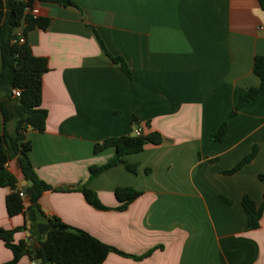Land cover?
<instances>
[{
	"label": "crops",
	"instance_id": "1",
	"mask_svg": "<svg viewBox=\"0 0 264 264\" xmlns=\"http://www.w3.org/2000/svg\"><path fill=\"white\" fill-rule=\"evenodd\" d=\"M74 1L79 8L42 3L49 25L26 36L49 65L42 88L46 129L26 131L29 156L41 179L68 189L42 194L41 222L59 219L131 255L150 252L142 259L112 252L103 264H264V212L260 226L247 229L243 204L245 195L257 205L264 200L258 177L264 171V92L228 119L222 141L212 137L241 93L260 85L253 71L255 57L264 55L258 0ZM97 35L125 59L131 76L106 55ZM138 127L142 134L161 133L163 142L124 157L137 172L121 163L88 182L90 166L115 153L109 147L96 154L94 145ZM7 128L14 132L16 122ZM255 144L257 155L227 173ZM9 176L22 190L29 184L16 158L0 169V177ZM86 182L109 209L87 202L77 189ZM119 186L142 192L124 210L117 209ZM11 191L0 186V228L26 222L24 214L8 215ZM23 200L28 204L27 196ZM14 239L32 241L28 230ZM12 258L0 238V264Z\"/></svg>",
	"mask_w": 264,
	"mask_h": 264
},
{
	"label": "trees",
	"instance_id": "2",
	"mask_svg": "<svg viewBox=\"0 0 264 264\" xmlns=\"http://www.w3.org/2000/svg\"><path fill=\"white\" fill-rule=\"evenodd\" d=\"M36 1L79 8L74 0H0V109L4 119V130L0 134V169H3L10 160L16 158L24 179L29 182L26 186L28 199V204H26L19 194L22 189L17 186L15 177H0V186H8L12 189L6 197L8 215L24 214L26 216L23 226L14 229L0 228V238L13 253V258L2 264H29L21 262L24 256H28L31 260H37L40 264H103L112 252L134 259H142L150 252L141 256L125 253L117 247L101 241L88 231L68 226L59 219H48L47 222L54 228H50L43 235L38 232L37 224L44 220V212L39 203L42 194L49 190L66 191L68 189L55 188L41 179L29 156L32 144L26 137V131L29 128L44 131L48 118V110L42 106L43 75L49 71L48 59L35 55L26 40L30 30L35 27L46 29L49 25L48 17H34L25 13L26 6ZM258 2L264 9V0H258ZM20 27L23 28L21 34L25 37L24 42H20L21 35L17 32ZM97 37L106 55L113 62L120 63L124 72L131 76L125 59L120 55L110 53L99 35ZM253 71L260 77V85L249 87L241 93L234 110L212 134L215 141L220 142L226 137L228 119L234 116L245 102L254 100L264 92V55L255 57ZM13 88L21 89L19 97L13 96ZM12 121L16 122V128L14 132H9L7 125ZM133 121L136 122L137 118L133 117ZM162 142L163 136L157 131L140 135L132 133L112 136L105 138L102 142H97L94 145V153L98 154L109 147L115 148V153L106 162L90 166L88 182L107 169L121 163L129 171L136 173L137 164L128 162L124 157L143 151L147 144L158 145ZM257 153L258 146L255 144L249 154L226 172L238 171L249 163ZM258 177L264 184V171L259 173ZM88 182L79 184L77 187L84 194L87 202L99 210L109 209L101 202L96 191L88 186ZM141 194V191L130 186L117 187L115 195L121 202L117 209H126ZM243 204L248 216L247 229L258 228L264 212V200L260 205H257L253 198L245 195ZM27 221H29V228ZM61 226L63 229H59ZM21 230L30 232L32 239L30 243L25 239L15 241L14 234ZM34 242H36L35 245Z\"/></svg>",
	"mask_w": 264,
	"mask_h": 264
},
{
	"label": "built area",
	"instance_id": "3",
	"mask_svg": "<svg viewBox=\"0 0 264 264\" xmlns=\"http://www.w3.org/2000/svg\"><path fill=\"white\" fill-rule=\"evenodd\" d=\"M25 13L26 14H31L34 17H41L42 16V3L39 1L34 2L33 4L27 5L25 8ZM20 36V42H24L25 41V37L21 34L18 33ZM12 93L14 97H19L20 93H21V89L19 88H13L12 89ZM134 134L136 135H140L142 134L141 129L138 127L134 130ZM20 196L22 198L26 197V192L21 190L19 192ZM29 264H37V260H31Z\"/></svg>",
	"mask_w": 264,
	"mask_h": 264
},
{
	"label": "water",
	"instance_id": "4",
	"mask_svg": "<svg viewBox=\"0 0 264 264\" xmlns=\"http://www.w3.org/2000/svg\"><path fill=\"white\" fill-rule=\"evenodd\" d=\"M22 188H23L24 191L26 192V188H25L24 185L22 186ZM37 228H38V232H39L41 235H43V234H45V232H46L47 230H49L50 228H54V226H53V227L50 226L49 223L46 221V222H39V223L37 224ZM59 229H63V227L61 226V227H59Z\"/></svg>",
	"mask_w": 264,
	"mask_h": 264
}]
</instances>
